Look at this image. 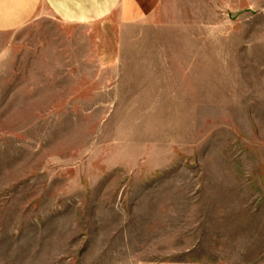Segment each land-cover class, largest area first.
<instances>
[{"label":"rangeland","instance_id":"374dc122","mask_svg":"<svg viewBox=\"0 0 264 264\" xmlns=\"http://www.w3.org/2000/svg\"><path fill=\"white\" fill-rule=\"evenodd\" d=\"M0 264H264V0L9 33Z\"/></svg>","mask_w":264,"mask_h":264},{"label":"crops","instance_id":"0c3cea01","mask_svg":"<svg viewBox=\"0 0 264 264\" xmlns=\"http://www.w3.org/2000/svg\"><path fill=\"white\" fill-rule=\"evenodd\" d=\"M163 0H0V50L6 36L47 13L60 23L143 24Z\"/></svg>","mask_w":264,"mask_h":264}]
</instances>
